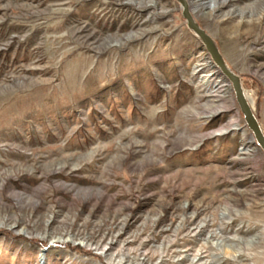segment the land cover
<instances>
[{
	"label": "rangeland",
	"instance_id": "1",
	"mask_svg": "<svg viewBox=\"0 0 264 264\" xmlns=\"http://www.w3.org/2000/svg\"><path fill=\"white\" fill-rule=\"evenodd\" d=\"M264 133V0H185ZM178 0H0V264H264V154Z\"/></svg>",
	"mask_w": 264,
	"mask_h": 264
},
{
	"label": "water",
	"instance_id": "2",
	"mask_svg": "<svg viewBox=\"0 0 264 264\" xmlns=\"http://www.w3.org/2000/svg\"><path fill=\"white\" fill-rule=\"evenodd\" d=\"M181 3V15L185 19L187 27L198 37L203 44L205 51L210 55L215 66L220 70L221 74L230 82L235 100L242 113L244 122L251 131L255 142L260 147L264 154V133L261 125L259 124L248 99L245 96L244 90L241 85L239 76L230 69L225 63L215 41L210 37L203 28L195 21L189 11L187 2L185 0H178Z\"/></svg>",
	"mask_w": 264,
	"mask_h": 264
},
{
	"label": "bare ground",
	"instance_id": "3",
	"mask_svg": "<svg viewBox=\"0 0 264 264\" xmlns=\"http://www.w3.org/2000/svg\"><path fill=\"white\" fill-rule=\"evenodd\" d=\"M246 98H247V96H246Z\"/></svg>",
	"mask_w": 264,
	"mask_h": 264
}]
</instances>
